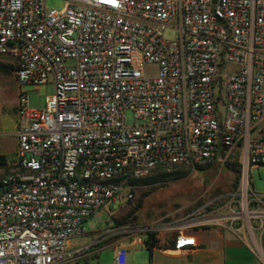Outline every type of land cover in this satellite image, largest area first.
<instances>
[{
	"label": "built area",
	"instance_id": "1",
	"mask_svg": "<svg viewBox=\"0 0 264 264\" xmlns=\"http://www.w3.org/2000/svg\"><path fill=\"white\" fill-rule=\"evenodd\" d=\"M57 1L0 0V59L20 87L54 86L41 110L17 94L0 264H74L68 244L92 215L178 171L238 168L229 191L200 197L179 222L130 231L176 233L177 252L195 246L192 227L261 232L250 169H264V0ZM125 257L118 249L114 262Z\"/></svg>",
	"mask_w": 264,
	"mask_h": 264
},
{
	"label": "rangeland",
	"instance_id": "2",
	"mask_svg": "<svg viewBox=\"0 0 264 264\" xmlns=\"http://www.w3.org/2000/svg\"><path fill=\"white\" fill-rule=\"evenodd\" d=\"M46 6L48 8H59L61 7V4L57 0H46ZM163 38L166 40H173L175 38V33L171 30H166L163 34ZM146 72L148 75H153L154 68L149 67ZM19 92H23L26 95L30 109L41 110L44 98L53 95L54 86L52 83H48L46 85H41L38 88L28 85L20 87L17 84L11 66L0 59V143L3 139H6L5 146L7 147L8 153H11L10 156L6 155L7 165L0 168V178L12 169L15 161V143L11 137L7 136V132L2 131V125H5L7 123L6 121L13 117L17 94ZM125 120L127 124H133L130 112L126 113ZM231 182L235 183L234 175L231 171L227 172L226 169H223L219 176H217L215 172L210 171V169L188 173L178 181L168 183L163 187L155 188V190H153L154 192L152 191V193L143 200L138 213V220H140V222L158 220L164 216L162 213L163 211L161 210L163 208L177 211L172 215L174 220L184 217L190 210L189 206H182L186 201L191 203L190 208H192L193 205L195 207L197 200L204 195H215L229 191ZM250 183L254 193H264L263 168L258 170L255 168L250 169ZM191 190H193V192ZM145 191H147V187L137 191L133 201L123 204L114 202L108 211L100 210L92 215L85 223L87 232L93 233L104 230L110 225L112 218H122L128 210L137 205L142 193ZM172 216L166 217L163 222L172 221ZM253 225L256 226L255 224ZM238 233L255 253L258 260L264 264V260L257 250V247H259L264 255V228L261 232L255 231L254 235L251 233L249 234L244 230H241Z\"/></svg>",
	"mask_w": 264,
	"mask_h": 264
},
{
	"label": "crops",
	"instance_id": "3",
	"mask_svg": "<svg viewBox=\"0 0 264 264\" xmlns=\"http://www.w3.org/2000/svg\"><path fill=\"white\" fill-rule=\"evenodd\" d=\"M13 113V117L2 125V131L7 132V136L12 138L17 148V140L13 134L15 110ZM5 145L6 139H3L0 143V155L10 156L11 153H8ZM190 204L186 201L182 206H189L191 212L194 205L190 208ZM161 210L164 216L158 220L140 222L137 217L134 222H126L118 226L114 223V220L118 219L114 217L106 229L87 232L86 235L71 240L68 250L79 252L74 264H116L114 257L118 249H124L126 252L124 264H263L240 234L228 229L200 226L186 229L184 233L194 238L195 246L178 252L173 250L176 233H162L153 238L139 230L130 231L134 227L140 228L149 223H162L166 217L177 212L167 208ZM182 218L174 220L172 216L171 220L177 223ZM99 232L107 234L103 239L96 240V233Z\"/></svg>",
	"mask_w": 264,
	"mask_h": 264
},
{
	"label": "trees",
	"instance_id": "4",
	"mask_svg": "<svg viewBox=\"0 0 264 264\" xmlns=\"http://www.w3.org/2000/svg\"><path fill=\"white\" fill-rule=\"evenodd\" d=\"M7 165V159L4 155H0V168H3ZM230 171L232 172V174L234 175V180L235 182L237 181V171L238 168L235 167H231ZM188 174V172H175V173H171V174H163V175H158L155 177H151L142 181L137 182L138 186H146L147 187V191H145L144 193H142L141 198L139 199V202L137 203V205L135 207H133L132 209L128 210L123 216L122 218L118 219V220H114V223L118 226L126 223V222H134L135 220H137L138 217V213L139 210L142 206V202L145 198H147L149 196V194L152 193L153 190H155V188L157 187H163L166 186L168 183H172L175 181H178L179 179L185 177ZM193 192V190H191ZM154 192V191H153ZM153 239V238H152ZM154 242V240H152V243Z\"/></svg>",
	"mask_w": 264,
	"mask_h": 264
},
{
	"label": "bare ground",
	"instance_id": "5",
	"mask_svg": "<svg viewBox=\"0 0 264 264\" xmlns=\"http://www.w3.org/2000/svg\"><path fill=\"white\" fill-rule=\"evenodd\" d=\"M244 217H245V218H248L247 214H245ZM254 242H255V241H254ZM257 250H258L260 256H261V257L263 258V260H264V255H263V253H262V251L260 250L259 247H257Z\"/></svg>",
	"mask_w": 264,
	"mask_h": 264
}]
</instances>
